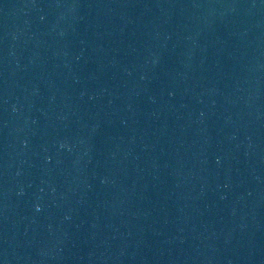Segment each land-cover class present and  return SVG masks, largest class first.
I'll list each match as a JSON object with an SVG mask.
<instances>
[{"label": "water", "instance_id": "1", "mask_svg": "<svg viewBox=\"0 0 264 264\" xmlns=\"http://www.w3.org/2000/svg\"><path fill=\"white\" fill-rule=\"evenodd\" d=\"M0 264H264V0H0Z\"/></svg>", "mask_w": 264, "mask_h": 264}]
</instances>
